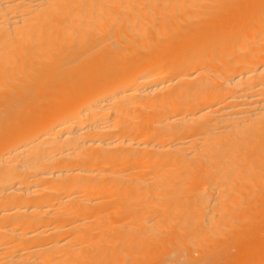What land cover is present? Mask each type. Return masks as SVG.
Segmentation results:
<instances>
[{
	"label": "bare ground",
	"instance_id": "obj_1",
	"mask_svg": "<svg viewBox=\"0 0 264 264\" xmlns=\"http://www.w3.org/2000/svg\"><path fill=\"white\" fill-rule=\"evenodd\" d=\"M0 264H264V0H0Z\"/></svg>",
	"mask_w": 264,
	"mask_h": 264
}]
</instances>
